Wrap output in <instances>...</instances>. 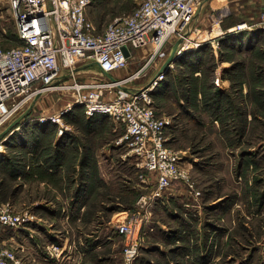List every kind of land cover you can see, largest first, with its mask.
Wrapping results in <instances>:
<instances>
[{"label":"rangeland","instance_id":"rangeland-1","mask_svg":"<svg viewBox=\"0 0 264 264\" xmlns=\"http://www.w3.org/2000/svg\"><path fill=\"white\" fill-rule=\"evenodd\" d=\"M139 1L90 0L87 18L101 33ZM207 5L214 18L206 27L189 24L198 29L194 39L215 35L219 14L226 13L229 23L255 25L264 11V0H209ZM258 28L240 29L261 33L254 50L222 52L219 41L216 53L208 49L173 62L150 89L156 114L168 120L164 144L181 156L185 172L160 196H152L156 175L143 166L124 126L107 113L86 114L72 86L33 96L0 126L1 133L33 102L18 126L0 136V203L35 215L18 237L26 246L25 264H264V30ZM176 38L167 41L163 60ZM18 44L8 0H0V46ZM153 46L139 47L127 67L110 76L120 81L116 76L130 75ZM224 55L233 61L223 64ZM161 62L121 85L143 84ZM74 70L75 77L61 84L111 80L94 62ZM116 88H104L103 97L110 99ZM52 115L60 121H52ZM21 168L33 178L17 176ZM41 178L42 185L35 181ZM128 222L137 226L138 243L130 259L124 255L126 237L117 229Z\"/></svg>","mask_w":264,"mask_h":264},{"label":"built area","instance_id":"built-area-1","mask_svg":"<svg viewBox=\"0 0 264 264\" xmlns=\"http://www.w3.org/2000/svg\"><path fill=\"white\" fill-rule=\"evenodd\" d=\"M89 1L8 0L19 44L6 49L0 46V126L38 91L72 86L77 95L75 101L84 104L86 114L107 113L124 126L125 137L142 157L143 166L156 175L152 196H160L172 181L185 176L181 156L164 144L168 120L158 116L150 102V89L163 74L141 89L120 86L121 82L140 78L149 66L163 60L171 36L176 35L182 40L178 53L203 42L216 48L214 39L228 32L264 28V11L255 25L242 22L229 31L221 30L219 26L226 13L219 14L216 34L211 37L200 34L194 39L192 33L198 29L190 30L189 24L204 0H140L131 12L115 17L101 33L95 32L94 24L87 18ZM152 42L154 46L143 63L130 75L118 78L120 81L61 84V80H65L61 76L75 77L77 71L74 69L82 63L96 62L100 70L108 73L125 68L133 50ZM123 47L128 49L129 56L124 54ZM108 86L118 88L110 99H105L103 92ZM50 118L54 122L60 121L56 115ZM61 131L59 128L58 132ZM142 182L146 180L142 179ZM34 218L28 208L16 211L9 204L0 203V232L5 234L0 238V264H25L26 246L17 237ZM132 224L117 225L118 232L127 240L124 255L128 259L136 254L138 246L137 226ZM52 247H47L50 255L53 254Z\"/></svg>","mask_w":264,"mask_h":264},{"label":"crops","instance_id":"crops-1","mask_svg":"<svg viewBox=\"0 0 264 264\" xmlns=\"http://www.w3.org/2000/svg\"><path fill=\"white\" fill-rule=\"evenodd\" d=\"M222 1H226V0H222ZM207 3H209V0H204V1H202L199 4V6H198V8L196 10L197 12L195 14V18H193V21H192V23L195 24V26H198V27H206V26H208L211 23L212 17L214 18V15L215 14L212 13L214 11V8L212 7V5L211 6L210 5H207ZM209 6L211 7V9H210ZM234 10H237V9L234 8ZM243 19H244V17H243ZM222 22H223V26H224L223 28H224V30H227V31H229L231 28L234 27V25H236L235 22L229 23V22H226V20H224V19H223ZM258 29H263L264 30V28H258ZM258 34L255 35V34L251 33L248 30L231 31V32H228V33L224 34L223 37L222 36L218 37L216 39V41H217V43L220 41V46H221V48H223L222 52L224 51L226 53L233 54L236 51V52H241L242 53L243 51L246 52L248 50L249 51L254 50V48L257 47V39H258V37L261 38L260 37L261 35H258ZM177 40H178V38H176L174 40V43ZM180 46H182V41H181L179 47ZM179 47L177 48V50L179 49ZM203 48H205V49H203ZM214 48L215 47L211 43L210 44L209 43L208 44L205 43V44L201 45L200 48H198V50L196 49V51L187 52V50H185V51H182L180 54H177L178 52L176 50V57H175L174 63L175 64L176 63H179L183 57H185V56H187V55H189L191 53H196V54L201 55V54H204V51H207L208 52V49L211 50V51H213ZM137 52H138V49L133 50L132 55H131V58H129V59H133L136 56ZM223 60H224L223 61V64L224 63H230V62L233 61V59H231L230 57H227V56H225V59H223ZM163 62H164V60H162V62L158 65V67L155 68V71L153 72V74L151 76H149L148 79H145V82L143 84L134 83L132 86L131 85H128V87H131L133 89H137V88H141L142 86H145L146 84H148L150 82V80L155 76V74L157 73V71L160 69V67L162 66ZM195 64L196 63H194V65ZM170 67H171V65H170ZM194 67H198V66H194ZM223 67L224 66H222V65L220 66V68H223ZM130 70H132V69H130ZM199 72L200 71L197 69L193 73H194V75H198ZM216 73L219 74L218 72H216ZM116 77L121 78V77H124V76L121 75V76H116ZM224 82H225V79H221V83H220L221 86L220 87L222 88V90L225 91L227 89V86H224ZM245 91H246V88L241 89V93H245ZM0 151H2V150H0ZM48 157L49 156L47 155L46 158H48ZM24 174H28L30 180L33 178V174L32 173L25 172V171L23 172L22 168H21V171L16 172V175L17 176H22V175L24 176ZM34 175L36 177V174H34ZM35 181H37L39 184L42 185V184L45 183L46 180L43 179V178H41V179H35ZM18 237H21V235H18ZM18 237H17V239H18ZM21 241H23V240H21Z\"/></svg>","mask_w":264,"mask_h":264},{"label":"water","instance_id":"water-1","mask_svg":"<svg viewBox=\"0 0 264 264\" xmlns=\"http://www.w3.org/2000/svg\"><path fill=\"white\" fill-rule=\"evenodd\" d=\"M181 38H179L172 46L167 58L164 60L162 66L160 67V69L157 71V73L155 74L154 78L156 79L158 76H160L161 74H164L166 71L169 70L171 63H173L175 61V57H176V50L179 47L180 43H181ZM123 52L126 56H129V51L126 47H123ZM95 65H97L96 62H94ZM105 74L109 77H111L112 81H117V79L112 78V76H110V74L108 72H105ZM68 77V74H66L65 76L62 77V79H65ZM154 80V79H153ZM41 94V92H37L34 96L39 97V95ZM31 104H33V102H31ZM30 104V106L24 111L22 112V114L16 119L14 120L3 132L0 133V136L2 134H4L6 131H8V129H11L13 126L17 127L18 125H15L20 119L24 118L25 115L28 114V110L30 109V107L32 106Z\"/></svg>","mask_w":264,"mask_h":264},{"label":"bare ground","instance_id":"bare-ground-1","mask_svg":"<svg viewBox=\"0 0 264 264\" xmlns=\"http://www.w3.org/2000/svg\"><path fill=\"white\" fill-rule=\"evenodd\" d=\"M219 4V3H218ZM177 54H180V53H177ZM116 82V81H115ZM158 82V81H157ZM120 86H122V85H120ZM29 113V112H28ZM1 146V145H0ZM0 150H2V149H0Z\"/></svg>","mask_w":264,"mask_h":264},{"label":"trees","instance_id":"trees-1","mask_svg":"<svg viewBox=\"0 0 264 264\" xmlns=\"http://www.w3.org/2000/svg\"><path fill=\"white\" fill-rule=\"evenodd\" d=\"M233 23V22H232ZM224 27V26H223ZM17 37V36H16ZM18 39V38H17ZM57 154H58V152H57Z\"/></svg>","mask_w":264,"mask_h":264}]
</instances>
